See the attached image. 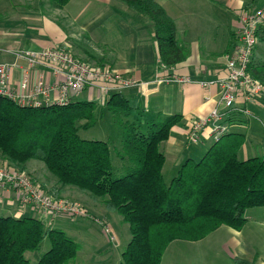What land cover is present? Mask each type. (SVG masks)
Here are the masks:
<instances>
[{
	"label": "trees",
	"instance_id": "trees-1",
	"mask_svg": "<svg viewBox=\"0 0 264 264\" xmlns=\"http://www.w3.org/2000/svg\"><path fill=\"white\" fill-rule=\"evenodd\" d=\"M70 1L48 0L57 10ZM117 1L150 22L164 67L187 60L189 46L177 39L173 20L156 0ZM40 7H44L41 2ZM257 35L264 42V26ZM256 49L247 73L264 85V60L256 58ZM116 90L102 109L91 101L21 106L0 95V167L26 172L30 161L42 162L56 178L52 190L42 185L48 194L61 198L62 190L74 188L89 194L106 213L118 214L129 225L131 236L121 251L120 264H161L172 242H197L222 226L241 231L246 212L264 207V157L240 159L243 133L229 130L200 160H186L167 184L161 146L179 116L158 115L144 128L133 119L130 101L119 92L123 89ZM231 110L224 117L229 128L234 125ZM104 114L111 116L121 134L119 148H112L107 140L79 135L81 129L96 127ZM113 152L118 159L115 165ZM79 202L87 210L85 217H63L91 218L103 233L111 228L108 220L93 218L85 203ZM58 218L0 216V264H32L27 253L38 252L45 239L50 248L36 264H73L81 247L65 230L53 227ZM107 238L114 242L112 234Z\"/></svg>",
	"mask_w": 264,
	"mask_h": 264
},
{
	"label": "crops",
	"instance_id": "crops-1",
	"mask_svg": "<svg viewBox=\"0 0 264 264\" xmlns=\"http://www.w3.org/2000/svg\"><path fill=\"white\" fill-rule=\"evenodd\" d=\"M156 1L163 6L173 20L177 31V39L189 46L187 60L175 67L166 68L160 61L150 22L117 0H95L89 2V7H84L83 9V16H80L81 12L70 16L66 13L70 18L68 20V28L72 27L71 35H67L64 32L57 20L52 17L51 19L39 18L33 14L34 8L29 9V14H32L34 18L31 21H33L35 26L27 25V20L25 21L24 19V22L23 20L21 21V28H23L22 30L20 28L21 32L16 31L8 34L10 32L7 31L8 28L4 29L5 33L8 34V41H4L3 45H0V63L12 65L14 67V80L20 81L23 79L24 71H29L30 68L25 58L17 56V54L67 45L68 49L76 57L87 56L92 61L107 67L113 73L119 74L122 78L132 79L142 84L119 91L130 101L133 108L131 112L133 119L145 126L149 120L156 118L158 115L163 117L179 116L177 125L171 129L169 139L161 146V151L166 158L163 174L173 175L186 160H195L198 157L197 151L193 148V146L197 145H192L189 141V132L193 123L207 117L215 109L219 108V88L212 85L202 86L201 82L214 81L226 75V57L232 54L233 48L237 43L236 29L240 13L245 9L263 8L264 0ZM91 3L99 6H94ZM17 11L20 14V10ZM22 11L25 12L27 9ZM59 13L60 11L58 10L57 14ZM69 13L71 14L70 11ZM8 22L9 20L2 26H7ZM28 27L31 30L27 29ZM12 35L18 37L12 38ZM1 36L2 33L0 38ZM78 42H81L82 50H79L81 47H77ZM59 69L61 68L58 65L47 62L34 67L33 73H43L49 83L55 84L64 81L66 77L65 71L61 69L62 71L60 72L58 71ZM174 77L190 79L191 82L186 84L165 82V80ZM105 85L108 89H103ZM116 89L118 88L113 83H99L97 86L87 87L82 93L75 96L73 101L99 103V108L102 109L105 100L113 92L118 91ZM243 95L240 90L234 108L231 110L233 112L232 121H234V125L232 126L230 123L231 127L229 130L230 132L243 133L246 137L245 144L239 153L240 157H242V154L244 159L264 157V98L250 101L246 100ZM51 96L54 97L55 95L51 93ZM220 110L223 111V108H220ZM243 110L249 111L250 116H245L242 113ZM228 112L230 111H224V113ZM147 113L149 116L146 119ZM237 121L240 123L235 124ZM103 122H110L107 124L110 126L111 116L104 114L98 125ZM209 128L207 127L202 134L201 142L198 146L202 145L209 149L213 144L209 136ZM101 135L103 136V133ZM9 197L10 195H7L4 199H0V208H2L0 211L4 212L5 209L9 211L14 207L12 205L14 198ZM92 201L97 203L94 200ZM97 204L100 205L99 203ZM85 205L89 206L90 204L87 202ZM14 209L17 215L16 218L25 216L41 217L35 211L27 210V212L21 213L20 209ZM89 211L95 215L93 218H98L102 221L108 220L114 232V242H118L119 245L123 237L120 234V228L117 226L116 217L106 212L102 213V215L100 213L94 214L91 208ZM119 222L122 221L119 220ZM60 223L61 225L58 227H62L65 231H72L65 225V221H60ZM94 225L86 229L89 230L92 237L85 233H83L84 237H82L74 230L72 231L73 234L80 235L87 248L93 247V239H98L99 241L100 237H103L104 240L108 239L101 233L103 229L97 233L94 230L95 228H93ZM241 231L233 230L235 235L231 241V250L233 251L232 255L235 264H264L263 242L259 245L253 244L252 238H245ZM129 238L127 237L126 243L129 242ZM257 238H264V220L260 222V233ZM103 246L102 248L100 247V250L98 248V254H101ZM169 246L163 255L164 259L162 258L161 264H164ZM182 248L180 247V249ZM103 250L105 252L106 249ZM92 251L90 249L89 252L91 253L89 254H91V259H94L97 256H93ZM121 251L122 248L120 255ZM179 252L181 254H191L190 250H181ZM82 255L86 256L85 251L79 253L73 264H80ZM91 259L88 263L83 258L81 264L83 262L85 264H94ZM106 259L105 264H120L121 262V260L118 261V258L116 260L114 253L111 252L106 253ZM172 264L181 263L174 262Z\"/></svg>",
	"mask_w": 264,
	"mask_h": 264
},
{
	"label": "built area",
	"instance_id": "built-area-1",
	"mask_svg": "<svg viewBox=\"0 0 264 264\" xmlns=\"http://www.w3.org/2000/svg\"><path fill=\"white\" fill-rule=\"evenodd\" d=\"M240 33L237 35V45L234 48L230 63L227 67L226 79L215 84L220 88L221 107L193 123L189 132L191 144H199L204 131L209 128V136L213 143L218 142L229 132V126L224 122L225 113L233 109L238 93L251 98H264V85L255 81L247 73L252 61L255 47L258 43V31L264 25V8L256 12H248L239 19ZM22 56L31 67H36L47 62L58 65L65 71V80L51 84L42 73L34 74V68L24 71L23 79L14 80V67L10 64H0V95L7 97L21 106H50L53 104L66 105L73 101L89 86H97L101 79L108 84H115L118 89H127L139 86L130 79H124L119 74L108 69L90 66L77 59L67 50L61 47H53L42 51H32ZM59 69L58 71H62ZM167 83L186 84V78L174 77L165 80ZM214 82L205 83L204 86L213 85ZM108 89V88H107ZM51 93L55 96L52 97ZM15 192L18 208L22 211L27 208L30 211L40 212L41 217L54 221L60 216L85 217L87 210L77 202L65 197L56 198L47 193L42 184L35 181L26 172H19L6 167H0V197ZM109 233V228H106Z\"/></svg>",
	"mask_w": 264,
	"mask_h": 264
},
{
	"label": "rangeland",
	"instance_id": "rangeland-1",
	"mask_svg": "<svg viewBox=\"0 0 264 264\" xmlns=\"http://www.w3.org/2000/svg\"><path fill=\"white\" fill-rule=\"evenodd\" d=\"M95 0H72L71 2H69V4L62 10H59L60 13L57 14L58 10L54 9L50 3L48 2V0H0V17H3V19H0V35L2 33V36L0 38V45H3L4 41H8L7 36L8 34H12L14 32H21V30L23 28H21L22 26V20L24 22L27 20V25H31V26H35V24L33 23V21H31V19H34L32 14H29L30 12L28 11L31 8H34V15H37L39 18L43 17V18H47V19H51V17L55 20H57L58 24H60L64 30V32L68 35H71V29L72 27L70 26V31H69V23L68 20L70 19L67 15H75L76 13L79 14L81 12L80 16H83L84 14V7L88 8L89 7V2H93ZM40 2L44 4V7H40ZM92 4V3H91ZM94 6H96L97 4H92ZM99 6V5H97ZM16 7V8H15ZM21 7V8H19ZM97 8V7H96ZM20 10L18 14L17 10ZM27 9V11H22ZM93 9V7H92ZM263 8H259V9H245L242 10V12L240 13L239 17H238V25H237V29H236V35H238L240 33V25H239V19L241 18V15L244 13H252V12H256L257 10H262ZM89 10V9H88ZM69 11L71 12V14L69 13ZM72 11H74V13H72ZM66 13H68L66 15ZM89 13V12H88ZM68 18V19H67ZM9 20V22L6 24L7 26H2L5 25V23ZM13 24V25H10ZM30 26V27H31ZM264 26V25H263ZM8 28L7 31H10L8 34L5 33V30ZM21 28V30H20ZM3 29V30H2ZM27 29H30L29 27ZM31 30V29H30ZM34 31V29H33ZM6 34V36H5ZM263 33L261 32V35ZM17 38L18 36H14L12 35V38ZM79 44L75 45L77 47H81L79 48V50H82L83 46H81V42H78ZM86 43V42H85ZM96 46V45H95ZM61 48H64L65 50H67L69 53H71L76 59L77 61L80 62H84L90 66H94L97 68H102V69H108L107 67H104L98 63H96L95 61H92L91 58L84 56V57H76L73 52H71L68 49V46H59ZM73 47V46H72ZM47 50V49H44ZM26 52H32V51H26ZM25 52V53H26ZM38 52V51H37ZM23 54V53H22ZM21 55V54H20ZM18 56V54H17ZM230 55H227L226 57V69L228 67V64L230 63ZM255 56L258 59H262L264 60V42H261V40L258 41L257 44V52L255 53ZM230 57V58H229ZM0 64H6V63H0ZM97 64V65H96ZM28 66L30 69H33L34 67H31L28 63ZM109 71H111L110 69H108ZM112 72V71H111ZM227 75V71L225 72ZM43 74V73H42ZM226 75L220 79H217V81H223L225 80L227 77ZM45 76V75H44ZM189 81V83L191 82L190 79H187ZM101 82L99 83H103L104 79L100 80ZM131 81H134L131 79ZM216 80L214 81H205V83H209V82H214V84L212 86H215L217 88L218 85L215 84V82H217ZM136 82V81H134ZM108 83V82H107ZM137 83V82H136ZM204 82H201V85L204 86L205 84ZM139 85H142L140 83H137ZM99 85V84H98ZM108 87L105 85L103 87V89H107ZM220 89V88H219ZM83 92V91H82ZM81 92V93H82ZM219 96H220V91H219ZM245 97L246 100H250L253 101L257 98H251V97H247L246 93L243 95ZM263 99V98H260ZM221 99H219V108L221 107ZM217 108V109H219ZM234 108V107H233ZM215 109V110H217ZM242 113L245 116H250L249 111L247 110H243ZM108 115V114H106ZM145 116V115H144ZM148 113L146 114V119L148 118ZM110 122H103L100 125L89 129V130H84L81 129L79 131V135L82 139H86V140H107L111 143V147H117L119 148L121 145V134L120 132H118L114 127H113V123H111L110 126H108L107 124H109ZM144 128L145 126L142 125ZM101 133H103V136L101 135ZM216 143V142H215ZM193 148L197 151L198 153V157L197 159H195V161L200 160L201 157L204 156V154H206V152L208 151V148L205 146H193ZM243 154L242 157H240V159L242 160H246L243 158ZM260 157V156H259ZM199 158V159H198ZM112 160H113V165L118 164V159L115 156L114 152L112 153ZM27 173L33 177V179H35L37 182L41 183L42 185H44L47 189L52 190L53 187H55V183H56V178L54 175H52L46 168L45 164L39 161H30L29 164L27 165ZM178 170H176V172L173 175H170L168 173L163 174L164 178H165V182L167 184L170 183V181L177 175ZM63 192L61 193V196L63 197H73L76 198L78 200H80L83 203H89L90 205H84L87 206L88 210L91 208V211H93L94 214H104V212H106L104 210V207H102L101 205H98L97 203H94L92 201V197H90L89 194H82L79 191H77L74 188H65L64 190H62ZM10 197L14 198L12 201V205L14 206L13 208H11L12 212H10L11 210H6L0 211V216H12L16 218V213H15V209L14 208H18V201H17V196L15 194V192H10ZM8 195V196H9ZM7 197V195H6ZM9 197V198H10ZM73 202H77L80 203L77 200H71ZM92 201V202H91ZM90 207V208H89ZM2 209V208H0ZM19 209V208H18ZM27 208H24V210H20L21 213L27 212ZM30 211V210H29ZM34 216H37L35 214H32ZM113 217H116V222H117V226L120 228L121 231V235L123 237V240L121 241V243L118 242H113L110 239H107V232H101L103 234V236L106 237L107 240H104L103 237H100V241L98 239H93V247H89L87 248V246L85 245V242H83L80 238V235L82 237H84L83 233H85L86 235H88L89 237H92L91 234L89 233V230H86L88 228H91L92 225L96 224L94 221H92L91 218L86 219V218H67V217H63L61 216V219L58 218L55 222H54V226H60L61 223L60 221H65V225L70 228V230H74V232L76 233H72L69 231H65L66 233H68L73 239L76 240V242L80 245L81 247V251L83 253V251H85L86 256H83L80 258V264L82 259L84 258V261L86 260V262H90L89 260L91 259V252H89V250H93L92 251V255H96V258H92L91 262L94 264H105L106 262V253L107 252H111L114 253V257H116V260L118 258V261L121 260V255H120V250L122 248V251L124 250L125 246L128 244L126 243V239L127 237L129 238L130 236V232H129V225L125 222H119V220L123 221L122 218L120 216H118V214H112ZM92 217V216H91ZM245 218H246V224L243 227L241 233L243 234V236H245V238H252L251 241H253V244H261L263 242L264 244V238H257L258 234L260 233V222L264 220V207H259V208H253V209H249L246 214H245ZM97 225V224H96ZM99 226H93V228H95L94 230L97 231V233H99L101 230L100 228H98ZM59 228V227H58ZM62 228V227H61ZM63 229V228H62ZM82 231V232H80ZM236 231V230H235ZM109 233L113 235L114 237V232L111 228H109ZM235 234H233V229L229 228L227 226H222L221 228H219L217 231L207 235L205 238H203L200 241L197 242H187V241H175L173 244H171L169 246V250L166 252L165 255V261L164 264H172L174 262H179L181 264H235L234 262V257H233V251L231 250V241L233 239V236ZM257 235V236H256ZM130 239V238H129ZM128 239V241H129ZM106 249L105 252L102 249L101 250V254H98L99 250L102 248ZM101 247V248H100ZM180 247H183L182 249H180ZM50 248V243L48 239H45L42 243L41 249L38 252H34V253H27V258L32 262V264H36V260L38 259V256H40L43 253H46ZM99 248V250H98ZM187 251L190 250L191 254L187 255V254H181V252L179 251ZM108 255H110L108 253ZM164 259V258H163ZM114 260V261H116ZM83 264H85L83 262Z\"/></svg>",
	"mask_w": 264,
	"mask_h": 264
}]
</instances>
